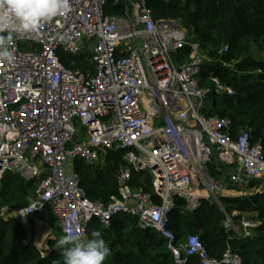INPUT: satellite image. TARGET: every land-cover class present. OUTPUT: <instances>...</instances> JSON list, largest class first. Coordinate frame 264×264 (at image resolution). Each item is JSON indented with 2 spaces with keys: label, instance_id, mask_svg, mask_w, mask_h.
Here are the masks:
<instances>
[{
  "label": "built area",
  "instance_id": "built-area-1",
  "mask_svg": "<svg viewBox=\"0 0 264 264\" xmlns=\"http://www.w3.org/2000/svg\"><path fill=\"white\" fill-rule=\"evenodd\" d=\"M68 3L66 14L38 31L13 35L11 64L0 59V182L9 172L40 181L36 198L17 214L29 243L46 256L31 228L39 213L56 216L64 235L85 239L95 219L109 229L114 218L135 216L143 232L167 241L175 264L192 256L201 264H244L232 251L212 257L199 236L180 241L170 229L178 200L193 214L205 199L219 203L228 186L264 192V150L251 143V130L233 136L231 120L203 112L215 94L234 97V89L216 78L201 85L202 67L213 59L182 21H156L148 0ZM114 6L124 13L110 15ZM63 54L89 56L95 72L68 68ZM106 151L128 162L109 204L87 198L75 168L78 160L104 164ZM215 164L228 169L224 186L210 171ZM141 172L152 175V193L132 186ZM252 216H227L225 227L253 238L261 222Z\"/></svg>",
  "mask_w": 264,
  "mask_h": 264
},
{
  "label": "trees",
  "instance_id": "trees-1",
  "mask_svg": "<svg viewBox=\"0 0 264 264\" xmlns=\"http://www.w3.org/2000/svg\"><path fill=\"white\" fill-rule=\"evenodd\" d=\"M148 7L156 21H182L189 39L201 43L203 51L213 59L202 67V86L212 85L211 80L216 78L236 92L234 97L215 94L204 114L231 120L233 136L251 130V143L260 144L264 150V0H148ZM107 11L110 15L124 13L122 6L108 7ZM224 48L228 53L219 56ZM189 53L184 50L180 61H186ZM61 58L70 69L95 72V64L87 55L63 54ZM127 167L124 153L113 151L104 153V164L98 167L87 166L81 160L75 163L87 198L105 204L119 196V177ZM227 170L219 164L210 167L221 184ZM152 184L148 172H141L132 182L134 188L148 193H152ZM39 185L37 179L25 180L11 172L0 182V264H55L62 258L55 248L56 241L64 235L59 225L55 227L56 239L48 243L50 251L42 256L41 250L29 243L28 231L17 219L19 211L36 198ZM154 199L160 202L156 196ZM242 214L255 215L252 220L261 222L253 238H238L225 227L227 216L239 221ZM170 229L180 241L199 236L209 254L217 259L232 251L244 264H264V192L248 197L221 196L219 203L205 199L193 214L186 213L185 202L178 200ZM94 230L101 233L111 249L104 264H175L167 241L156 233L143 232L135 216H118L109 229L95 219L88 226L87 238ZM188 264H201L200 258L192 256Z\"/></svg>",
  "mask_w": 264,
  "mask_h": 264
},
{
  "label": "clouds",
  "instance_id": "clouds-1",
  "mask_svg": "<svg viewBox=\"0 0 264 264\" xmlns=\"http://www.w3.org/2000/svg\"><path fill=\"white\" fill-rule=\"evenodd\" d=\"M68 8V0H0V59L9 64L14 61L10 48L14 34L34 33L46 22L66 14ZM55 248L63 257L62 264H104L111 254L101 233L95 230L87 239L79 233L66 232L56 241Z\"/></svg>",
  "mask_w": 264,
  "mask_h": 264
},
{
  "label": "rangeland",
  "instance_id": "rangeland-1",
  "mask_svg": "<svg viewBox=\"0 0 264 264\" xmlns=\"http://www.w3.org/2000/svg\"><path fill=\"white\" fill-rule=\"evenodd\" d=\"M261 56V55H260ZM219 186H224L222 185L219 181H217ZM231 193L227 192H222V190L219 192L221 196L224 195H229V196H237V197H248L254 194L253 191H250L249 189H243V191H232L230 190ZM35 220V222H34ZM45 223H42L43 221ZM59 225L60 226V221L58 218L51 213H43V214H38L31 220V228L33 230V234L35 236H38V246L45 248L48 246L47 244L51 240H55L57 237L56 229L55 227Z\"/></svg>",
  "mask_w": 264,
  "mask_h": 264
},
{
  "label": "crops",
  "instance_id": "crops-1",
  "mask_svg": "<svg viewBox=\"0 0 264 264\" xmlns=\"http://www.w3.org/2000/svg\"><path fill=\"white\" fill-rule=\"evenodd\" d=\"M10 216H14V214L13 215H10ZM43 221V220H42ZM34 222H35V220H34ZM42 223H45V221H43ZM48 245V244H47ZM44 250H45V248H43ZM46 251H50V249H49V246H47L46 247Z\"/></svg>",
  "mask_w": 264,
  "mask_h": 264
},
{
  "label": "water",
  "instance_id": "water-1",
  "mask_svg": "<svg viewBox=\"0 0 264 264\" xmlns=\"http://www.w3.org/2000/svg\"><path fill=\"white\" fill-rule=\"evenodd\" d=\"M62 261H63V257L60 260L56 261L55 264H62Z\"/></svg>",
  "mask_w": 264,
  "mask_h": 264
}]
</instances>
